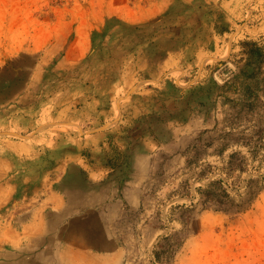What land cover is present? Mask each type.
Returning a JSON list of instances; mask_svg holds the SVG:
<instances>
[{
	"label": "rangeland",
	"instance_id": "obj_1",
	"mask_svg": "<svg viewBox=\"0 0 264 264\" xmlns=\"http://www.w3.org/2000/svg\"><path fill=\"white\" fill-rule=\"evenodd\" d=\"M132 170L115 263L264 264V0H0V229Z\"/></svg>",
	"mask_w": 264,
	"mask_h": 264
},
{
	"label": "crops",
	"instance_id": "obj_2",
	"mask_svg": "<svg viewBox=\"0 0 264 264\" xmlns=\"http://www.w3.org/2000/svg\"><path fill=\"white\" fill-rule=\"evenodd\" d=\"M132 171L127 179L117 181L114 196H104L99 202L98 192H91L90 199L85 198L78 207L65 205L56 214V223L41 229L32 222L26 237L18 235L16 228L0 229V264H119L113 258L124 257L127 248L120 247L119 242L136 239L137 210L142 213L137 170ZM136 191L141 201H135ZM151 234L150 230L145 239L151 240Z\"/></svg>",
	"mask_w": 264,
	"mask_h": 264
},
{
	"label": "trees",
	"instance_id": "obj_3",
	"mask_svg": "<svg viewBox=\"0 0 264 264\" xmlns=\"http://www.w3.org/2000/svg\"><path fill=\"white\" fill-rule=\"evenodd\" d=\"M212 183H213V182H210V183L208 184V186H210ZM197 189L200 191V190L202 189V187L200 186V187H198ZM207 194H211V195H213L214 193H212L211 191H208Z\"/></svg>",
	"mask_w": 264,
	"mask_h": 264
}]
</instances>
